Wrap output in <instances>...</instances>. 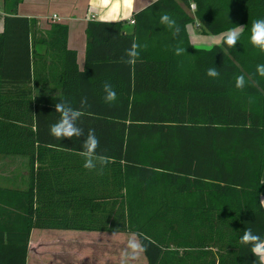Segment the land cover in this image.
I'll return each mask as SVG.
<instances>
[{
    "label": "trees",
    "instance_id": "obj_1",
    "mask_svg": "<svg viewBox=\"0 0 264 264\" xmlns=\"http://www.w3.org/2000/svg\"><path fill=\"white\" fill-rule=\"evenodd\" d=\"M164 13L179 24L176 36L160 23ZM5 14L0 156L27 159L28 185L0 187V264H26L32 229L135 234L146 264H252L239 237L246 227L264 235V76L256 71L264 52L249 40L264 0H156L130 16L129 32L127 20L90 21L82 70L66 46L67 25L53 24L62 65L51 96L30 88L34 20ZM190 24L205 35L238 28L240 40L228 47L224 35L197 48ZM211 67L218 77L206 75ZM105 83L114 102L104 100ZM60 100L80 112L84 136H97L102 167H83L84 136L50 135Z\"/></svg>",
    "mask_w": 264,
    "mask_h": 264
},
{
    "label": "crops",
    "instance_id": "obj_2",
    "mask_svg": "<svg viewBox=\"0 0 264 264\" xmlns=\"http://www.w3.org/2000/svg\"><path fill=\"white\" fill-rule=\"evenodd\" d=\"M154 1L156 0H19L16 6L9 1L5 7L3 0H0V33L3 30L5 12L16 13L18 16L34 20L31 26V42L35 61L30 88L35 95H57L60 91L62 64L56 56L57 48L50 36L53 24L67 25L66 46L76 52V64L78 70H82L88 22L126 21L133 13L141 11ZM129 3L131 7L127 6ZM53 15L58 21L49 20ZM126 23L124 29L129 32L131 25L128 21ZM193 28L196 29L195 24H190L186 28L188 39L193 46L201 49L218 45L226 35V33L212 37L200 35ZM27 164L25 157L0 156V187L25 191L28 185ZM260 203L264 208V197L260 198ZM72 233L77 232L66 230L61 233L32 229L29 235L26 264H80L79 259L76 260L78 254L72 260L67 254L71 245L69 235ZM83 259L85 260L81 264H96L88 256Z\"/></svg>",
    "mask_w": 264,
    "mask_h": 264
},
{
    "label": "clouds",
    "instance_id": "obj_3",
    "mask_svg": "<svg viewBox=\"0 0 264 264\" xmlns=\"http://www.w3.org/2000/svg\"><path fill=\"white\" fill-rule=\"evenodd\" d=\"M131 7L130 3L127 5ZM160 23L167 26L173 36H176L180 32V26L177 21L164 13L160 17ZM240 31L238 28L229 29L224 37L223 43L228 47H234L240 40ZM250 43L258 48L261 52H264V18H259L253 21L251 25V34L249 37ZM133 45V49H135ZM177 55L182 54L185 49L175 48ZM132 56L137 55L135 51H130ZM256 71L259 75L264 76V64H258ZM206 75L210 78H216L219 76L217 67H211L207 69ZM245 86V77L239 75L235 78V87L242 89ZM104 100L107 103L114 102L117 99V93L110 83H105L103 87ZM86 103V98L81 99V105ZM55 111L60 113L59 119L50 126V135L56 138H80L84 136L83 129L79 125L80 112L73 108L70 102L66 100H60L55 104ZM99 140L92 130H89L86 136H84L82 143V150L84 153L83 167L86 169H95L98 166L102 167L106 164V161L100 159L97 156V148ZM239 241L242 245L249 247L251 254L255 257L252 264H256L257 260L260 264H264V235H261L253 230L251 227L243 229V234L239 237ZM146 249V245L141 240L136 238L135 234H132L127 240V251L122 253V260L128 261L129 259H135L139 254L143 253Z\"/></svg>",
    "mask_w": 264,
    "mask_h": 264
},
{
    "label": "rangeland",
    "instance_id": "obj_4",
    "mask_svg": "<svg viewBox=\"0 0 264 264\" xmlns=\"http://www.w3.org/2000/svg\"><path fill=\"white\" fill-rule=\"evenodd\" d=\"M189 12L192 14L191 10ZM188 29L191 28L188 27ZM193 29L197 31V29ZM197 33L199 32L197 31ZM209 36L212 37V35ZM55 231L62 233L66 230H53V232ZM75 232L77 233H72V235H69L71 245L70 251L67 252V254H69L70 260H72L74 257H77L75 255L78 254L76 260L79 259V262L81 263L85 260L83 258L88 256L94 260L93 263L95 262L96 264H146L143 253L139 254L135 259H129L126 262L122 260V253L127 251V240L131 236L130 234H99L81 231Z\"/></svg>",
    "mask_w": 264,
    "mask_h": 264
},
{
    "label": "built area",
    "instance_id": "obj_5",
    "mask_svg": "<svg viewBox=\"0 0 264 264\" xmlns=\"http://www.w3.org/2000/svg\"><path fill=\"white\" fill-rule=\"evenodd\" d=\"M189 9L193 12L195 10V5L194 4H190ZM49 20H51V21H58V19H57V17L55 15H53L51 18H49ZM127 21H128V23L130 25H133L134 24L133 18H128Z\"/></svg>",
    "mask_w": 264,
    "mask_h": 264
}]
</instances>
